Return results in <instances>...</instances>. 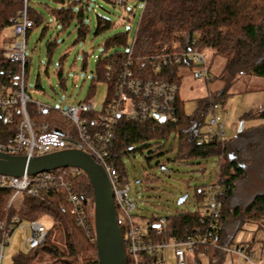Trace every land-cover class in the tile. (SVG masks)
Returning a JSON list of instances; mask_svg holds the SVG:
<instances>
[{"label": "trees", "instance_id": "trees-1", "mask_svg": "<svg viewBox=\"0 0 264 264\" xmlns=\"http://www.w3.org/2000/svg\"><path fill=\"white\" fill-rule=\"evenodd\" d=\"M52 1L60 4L49 9L54 21L62 29L73 24L77 34L76 40L83 39L89 31V25L84 20L83 8L77 7V10H74L76 1ZM136 1L143 3L130 50V60L136 75L166 80L178 87L177 68L194 64L189 59L161 63L158 58L161 55L196 48L199 51L211 49L214 54L222 56L225 60L217 76L220 86L214 91H209L213 101L223 104L228 89L242 75L264 77V0ZM22 7L23 0H0V44L5 39H11L6 37L3 31L12 24L11 19L18 15ZM129 13L132 14V11ZM27 15L32 20V28L44 22V14L34 6H28ZM110 27L111 22L108 18L97 16L96 32ZM102 46L105 54L97 56L90 90L85 100L93 94L95 82H104L107 85L104 104L114 96L116 74L130 47L128 32H116L106 37ZM46 47L48 61H51L57 42L54 39L48 40ZM29 64L30 58L26 56L24 83ZM156 64H159L157 71L154 68ZM18 68L19 64L5 60L0 53V88L15 87L12 79ZM57 76L61 77L60 71ZM207 102L206 97L199 99L195 112L187 114L177 95L178 111L175 120L171 122L159 120L140 122L120 116L114 127L109 151L120 176L124 178L126 170L122 158L134 150L151 145L152 142L160 144L162 141L163 144L160 146L168 143V151L174 150L173 159L179 161H205L210 157H222L219 166L221 190L218 194L221 206L215 240L219 245L228 246L234 242L236 234L247 222L255 223L257 229L264 234V145L259 165L261 175L257 183L261 187L247 202L236 203L234 195L237 181L246 175L247 169L255 164L257 158L250 151L247 154L243 152L238 144L229 145L231 142L227 139L222 144L217 141L197 140L205 123L199 110ZM26 108L29 117L36 118L33 121L36 124L42 121L50 125L55 123L63 130L71 132L70 122L56 110L38 114L31 103ZM250 116L247 114L242 118ZM253 117L264 119V108ZM255 128L254 130H260L264 138V122ZM14 130L15 122L6 124L0 120V141L9 140ZM69 179L75 190L88 198L92 214V190L86 174L81 172ZM11 193L9 189H0V221L8 214H16L21 219L28 220L46 216L51 220V226L47 228L46 238L41 244L27 252L14 254L11 262L4 264H98L93 227L87 231L77 224L63 190L42 192L38 196L23 194L17 206L6 209ZM202 194V187L196 186L194 195L197 201H201ZM158 217L151 215L148 218L150 232H154V222ZM164 218L163 231L154 237L156 240L172 236L182 239L200 224V212L197 209L183 208ZM90 222L93 224L92 218ZM57 233H60V239L56 238ZM207 254L217 256L219 259L217 264H221L226 255L225 251L214 247H210ZM191 264H201L196 251L192 254Z\"/></svg>", "mask_w": 264, "mask_h": 264}, {"label": "built area", "instance_id": "built-area-1", "mask_svg": "<svg viewBox=\"0 0 264 264\" xmlns=\"http://www.w3.org/2000/svg\"><path fill=\"white\" fill-rule=\"evenodd\" d=\"M31 0H23V7L18 15L11 19L12 34L6 36L0 44L1 56L13 63L19 64L13 76L15 87L0 88V120L6 124L15 122L13 135L7 141H0V151L10 154L40 156L65 149H82L87 152L106 172L115 207L116 223L119 227L124 248L126 264H168L167 251H171L176 264H191L193 252L201 264H217L218 257L207 254L210 247L220 248L226 255L221 264H259L264 258V251L257 243L237 242L222 246L215 240L217 219L220 213L218 194L221 190L219 182V166L222 157H218L215 181L202 186V199L199 209L200 224L191 233L180 239L175 236L156 240L165 224L164 216H159L154 222V232H150L148 220L140 222L136 216V203L129 194V185L120 176L117 165L110 155V143L117 118L123 116L130 120L146 122L159 120H175L178 107L176 104L178 87L169 81L136 75L130 60V47L122 60L114 82V96L102 104L100 110L94 108L90 100L79 101L67 105L64 109L56 110L45 103L33 102L38 114H47L56 110L71 124V132L63 130L53 123L42 121L36 124L31 121L26 106L32 103L24 83V61L26 57V37L32 28V20L28 18L27 8ZM76 1L83 10L91 0ZM113 5L126 6L128 0H107ZM143 7V3H142ZM161 63L179 62L189 59L197 66L196 76L203 78L207 84L213 79L208 71L207 62L202 51L196 48L174 54L161 55ZM155 71L159 64L154 66ZM208 102L199 110L204 118V126L199 133V142L225 141V125L221 120L218 101L206 96ZM229 114V113H227ZM160 121V120H159ZM83 172L76 167H58L34 174L10 175L0 173V189L11 190L6 209L13 205L19 194L38 196L42 192L63 190L71 210L75 214L77 224L90 231L94 226L90 222L93 215L89 210V200L75 190L69 177ZM22 228L28 233L23 239L24 251L37 247L47 235V227L39 219H21L18 215H6L0 221V264H4L6 248L10 243L15 229ZM201 248H204L201 250Z\"/></svg>", "mask_w": 264, "mask_h": 264}, {"label": "rangeland", "instance_id": "rangeland-1", "mask_svg": "<svg viewBox=\"0 0 264 264\" xmlns=\"http://www.w3.org/2000/svg\"><path fill=\"white\" fill-rule=\"evenodd\" d=\"M29 5L44 14V22L30 29L26 37L25 52L30 58V64L25 76V88L31 104L41 102L56 110L86 99L97 56L105 54L102 46L104 39L116 32L127 31L131 43L142 11V3L136 0H128L126 6L113 5L107 0H91L84 10V20L89 25V31L83 39L76 40L74 25L62 29L49 13L50 8L60 4L52 0H31ZM77 7L75 3L74 10ZM97 16L108 18L111 27L96 32ZM3 33L5 36L12 34L11 25ZM52 39L57 42V48L51 56L52 60L48 61L46 42ZM202 52L213 77L208 84L205 79L196 76L197 66L177 68V95L187 114L195 112L197 101L205 98L208 91H214L220 86L217 76L224 66V58L214 54L211 49ZM59 71L60 78L57 76ZM92 89L93 94L88 100L93 102L96 110H100L107 95V85L95 82ZM220 108L225 138L231 142L229 145L238 144L243 152L247 154L250 151L257 158L255 164L247 169L246 175L237 181L234 200L236 203H245L261 187L257 183L261 175L259 165L264 138L260 130L254 128L260 126L264 119L253 115L264 108V77L240 76L228 89V95ZM247 114L251 116L242 118ZM30 119L35 121L36 118ZM161 144L162 141L160 144L152 142L122 158L129 194L136 203L134 213L140 222L147 221L151 215L167 216L183 208L199 209L201 201L195 198V187L215 181L218 157H210L205 161H179L173 159L174 150L168 151V143L163 146ZM182 196L184 201H180ZM19 201L18 194L13 205L17 206ZM39 221L47 228L51 226V220L46 216ZM27 233L22 228L15 229L6 248L4 263H10L14 254L25 252L23 239ZM56 238H61L60 233H57ZM166 253L167 263L176 264L171 251Z\"/></svg>", "mask_w": 264, "mask_h": 264}, {"label": "water", "instance_id": "water-1", "mask_svg": "<svg viewBox=\"0 0 264 264\" xmlns=\"http://www.w3.org/2000/svg\"><path fill=\"white\" fill-rule=\"evenodd\" d=\"M164 121V117L159 118ZM58 167H76L87 176L92 190V215L98 264H125L124 248L116 223L112 189L102 166L82 149H65L40 156L0 151V173L34 174ZM184 197L180 198L182 201Z\"/></svg>", "mask_w": 264, "mask_h": 264}, {"label": "crops", "instance_id": "crops-1", "mask_svg": "<svg viewBox=\"0 0 264 264\" xmlns=\"http://www.w3.org/2000/svg\"><path fill=\"white\" fill-rule=\"evenodd\" d=\"M234 241L257 243L258 247L264 251V234L257 229L256 224L253 222H247L244 228L236 234ZM258 263L264 264V258H261Z\"/></svg>", "mask_w": 264, "mask_h": 264}]
</instances>
